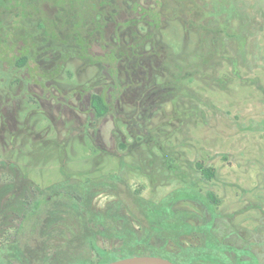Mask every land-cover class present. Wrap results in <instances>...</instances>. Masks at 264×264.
I'll return each mask as SVG.
<instances>
[{
	"label": "rangeland",
	"instance_id": "rangeland-1",
	"mask_svg": "<svg viewBox=\"0 0 264 264\" xmlns=\"http://www.w3.org/2000/svg\"><path fill=\"white\" fill-rule=\"evenodd\" d=\"M11 183L28 200L91 191L168 256L212 236L192 264H264V0H0V189ZM62 217L50 252L80 230Z\"/></svg>",
	"mask_w": 264,
	"mask_h": 264
},
{
	"label": "trees",
	"instance_id": "trees-1",
	"mask_svg": "<svg viewBox=\"0 0 264 264\" xmlns=\"http://www.w3.org/2000/svg\"><path fill=\"white\" fill-rule=\"evenodd\" d=\"M92 106L100 117L108 111L103 95L98 93L92 97ZM201 169L205 177L214 176L212 168L201 166ZM14 186L15 184L11 183L0 189V230L8 223L11 213L20 218L14 239L0 245V264H90L93 251L98 257L97 264H105L118 258L134 255L133 250L142 244H146V254L162 255L176 263L192 264L197 258L206 256L208 250H212L213 237L211 236L205 245L206 248L202 247L196 251L189 249L190 253L193 252L192 255L185 250L188 256L181 254L182 252L180 256H168L165 252H157L155 246L150 245L149 238L153 232L144 227L145 234L139 235L131 220L129 221L126 215L121 214L120 207H116V203L110 205L104 213L93 209L89 200L91 191L67 193L51 187L48 191L28 200L23 199V195ZM92 187L88 186V189L91 190ZM8 194L4 203H1L3 197ZM208 195L211 200L216 201L213 193ZM63 206L65 207L62 208ZM64 212L75 213L81 218L80 230L57 250L50 252L48 239L56 234ZM162 216L164 218V213ZM163 218H159V222L163 221ZM110 219L122 224V227L117 226L114 232L113 227L105 224ZM157 226L158 224L153 228L155 231ZM99 236L118 238L122 246L120 254L100 247ZM216 242L219 244L218 241ZM227 248L229 247L223 245L213 250L216 256L228 259L223 252Z\"/></svg>",
	"mask_w": 264,
	"mask_h": 264
},
{
	"label": "water",
	"instance_id": "water-1",
	"mask_svg": "<svg viewBox=\"0 0 264 264\" xmlns=\"http://www.w3.org/2000/svg\"><path fill=\"white\" fill-rule=\"evenodd\" d=\"M105 264H178L162 255H132L118 258Z\"/></svg>",
	"mask_w": 264,
	"mask_h": 264
},
{
	"label": "flooded vegetation",
	"instance_id": "flooded-vegetation-1",
	"mask_svg": "<svg viewBox=\"0 0 264 264\" xmlns=\"http://www.w3.org/2000/svg\"><path fill=\"white\" fill-rule=\"evenodd\" d=\"M178 264H180V263H178Z\"/></svg>",
	"mask_w": 264,
	"mask_h": 264
}]
</instances>
